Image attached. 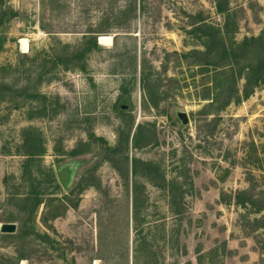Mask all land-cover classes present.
Instances as JSON below:
<instances>
[{"label":"rangeland","instance_id":"rangeland-1","mask_svg":"<svg viewBox=\"0 0 264 264\" xmlns=\"http://www.w3.org/2000/svg\"><path fill=\"white\" fill-rule=\"evenodd\" d=\"M6 6L0 264H264V0Z\"/></svg>","mask_w":264,"mask_h":264},{"label":"trees","instance_id":"trees-1","mask_svg":"<svg viewBox=\"0 0 264 264\" xmlns=\"http://www.w3.org/2000/svg\"><path fill=\"white\" fill-rule=\"evenodd\" d=\"M218 8H219L220 10L223 9L221 6H218ZM6 11H9L10 15H14L13 13H15V12L12 11V8H10L9 6H6V7L3 9L2 13H1L2 15H0V23H2V22L4 21L5 18L3 17V15L7 13ZM95 43H96V41H95ZM262 61H263V64H264V60H263V59H262ZM259 71H261V70H259V69H256L255 71H254V70H251V72H252V73H251V76L254 75L253 72H255L256 74H260ZM263 71H264V70H263ZM252 79H253V77H251V78H249V79L247 80V85H248V86H249L250 84L253 85V86H256V85H258L260 82H262V81L260 80V77H259V76H258V77H255L254 80H252ZM2 88L5 89V87H2ZM245 91H246L245 96H247L248 94L251 93L252 90L250 89L249 91H247V89H246ZM8 93H12V92L10 91V92H8ZM133 171H135V167H134V166H133ZM245 193H246L245 190H238V191L235 193L234 203H235L236 205H240V206H244V207H246V205H250L251 207H253V208H252V211H253L254 213H260L261 211L264 210V202H263L262 204L256 206V201H255L254 199H252L251 195H248L246 198H244V194H245ZM38 202H39V204H40V203H41V200H39ZM262 219H264V213L261 214V216H260V218H259L258 220H262ZM255 220L258 221L256 218H255ZM262 225H264V223H260V224H259V227H261ZM261 263H262V257H261ZM187 264H191V263L188 262Z\"/></svg>","mask_w":264,"mask_h":264},{"label":"bare ground","instance_id":"bare-ground-1","mask_svg":"<svg viewBox=\"0 0 264 264\" xmlns=\"http://www.w3.org/2000/svg\"><path fill=\"white\" fill-rule=\"evenodd\" d=\"M109 40H110V36H107V35H99V41L100 42H108ZM19 42H20L21 50L22 51H27L28 50L27 40L25 38H21L19 40Z\"/></svg>","mask_w":264,"mask_h":264},{"label":"water","instance_id":"water-1","mask_svg":"<svg viewBox=\"0 0 264 264\" xmlns=\"http://www.w3.org/2000/svg\"><path fill=\"white\" fill-rule=\"evenodd\" d=\"M181 117H182L183 120L185 121V117H184L183 115H182ZM65 172H66V171H65ZM60 178H61L62 180L64 179L62 173H60ZM13 227H14L13 224H7V223H4V224H2L1 230H2V231H9V230H12Z\"/></svg>","mask_w":264,"mask_h":264}]
</instances>
